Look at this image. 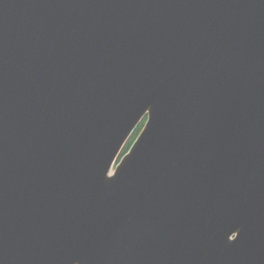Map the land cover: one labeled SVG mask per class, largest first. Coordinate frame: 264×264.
Wrapping results in <instances>:
<instances>
[{"label": "water", "instance_id": "obj_1", "mask_svg": "<svg viewBox=\"0 0 264 264\" xmlns=\"http://www.w3.org/2000/svg\"><path fill=\"white\" fill-rule=\"evenodd\" d=\"M0 264H264V0H0Z\"/></svg>", "mask_w": 264, "mask_h": 264}, {"label": "trees", "instance_id": "obj_2", "mask_svg": "<svg viewBox=\"0 0 264 264\" xmlns=\"http://www.w3.org/2000/svg\"><path fill=\"white\" fill-rule=\"evenodd\" d=\"M145 125V122H143L138 129L136 130V132L134 133V135L131 137V139L129 140V142L127 143V145L125 146L123 152H122V156H124L125 154L128 153V151L130 150V148L132 147V145L134 144V142L136 141L137 137L140 135L141 131L143 130Z\"/></svg>", "mask_w": 264, "mask_h": 264}, {"label": "rangeland", "instance_id": "obj_3", "mask_svg": "<svg viewBox=\"0 0 264 264\" xmlns=\"http://www.w3.org/2000/svg\"><path fill=\"white\" fill-rule=\"evenodd\" d=\"M122 158H123V156L121 155L120 158H119V160H121ZM118 162H119V161H118Z\"/></svg>", "mask_w": 264, "mask_h": 264}]
</instances>
